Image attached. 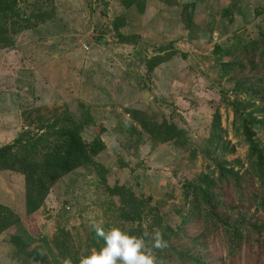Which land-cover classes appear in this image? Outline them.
I'll return each mask as SVG.
<instances>
[{"label": "rangeland", "instance_id": "1", "mask_svg": "<svg viewBox=\"0 0 264 264\" xmlns=\"http://www.w3.org/2000/svg\"><path fill=\"white\" fill-rule=\"evenodd\" d=\"M261 30L264 0H0V154L41 140L60 151L80 123L90 155L59 165L63 176L30 215L25 176L0 170V206L21 219L0 234V264H80L104 244L93 223L148 233L149 247L155 231H175L169 248H153L157 264H264V244L238 259L204 238L205 201L195 199L201 185L264 230L243 128L246 117L264 122V106L238 92L256 80L224 66ZM145 124L177 132L156 138ZM250 125L264 147V124ZM27 229L37 241L16 252L12 237Z\"/></svg>", "mask_w": 264, "mask_h": 264}, {"label": "trees", "instance_id": "2", "mask_svg": "<svg viewBox=\"0 0 264 264\" xmlns=\"http://www.w3.org/2000/svg\"><path fill=\"white\" fill-rule=\"evenodd\" d=\"M240 50L232 53L230 60L225 62V69L229 71H236L237 73L242 72V76L246 75L247 79H254L257 82L256 88L251 86L240 89L238 87V92H243L252 102L261 101L260 103L264 106V30H261L258 36L252 40L246 41ZM238 47H234L237 50ZM238 52V53H237ZM236 88V87H235ZM264 124V122L252 118L248 120L246 117L244 119L243 128L248 139L251 142L252 164L254 177L257 184H259V191L256 190L250 194L253 198L254 205L259 208L264 206V147H259L257 142H254L252 136V128L250 124ZM148 124V123H147ZM145 124V128L150 132H155L156 138L161 136V134H171L176 133L177 129H170L169 126H158L150 127ZM70 132L66 133L68 139L65 140V136L60 140V144L56 145L60 148V151L55 149V145L48 146L49 142L39 141L33 143L29 148L25 149L22 154H15L6 150L0 154V170L11 169L22 173L26 179V198H27V209L28 214H34L37 212L47 195L49 194L51 188L57 182V179L63 176V169L58 167L59 165L68 164L70 167H76V165L81 162L82 159L85 161V157L89 158L86 154L88 149L82 138L83 124L78 123L76 127H72ZM24 136V135H23ZM26 141V140H25ZM18 144H22V138L17 140ZM47 145V147H46ZM24 146V145H23ZM75 146V153H71V149ZM54 148V149H53ZM44 150V151H43ZM55 150V151H54ZM32 155H29V152ZM72 154H75L74 156ZM92 158V157H91ZM91 158L89 160H91ZM224 179L225 181L232 183L237 189H242L243 178L238 176L233 171H228ZM196 197L200 206L202 201L204 204L203 209L200 211L201 217L203 218V235L204 238L209 239H222L223 244L227 246V254H236L238 259H242L243 251L246 249H251L252 247L261 248L264 244V230L258 227V221L254 220L255 217L247 218L243 213V209L235 211L231 210L230 207L234 208V205H227L225 203H220L215 201V197L203 186L198 185L195 187ZM245 191V190H244ZM244 193V194H243ZM239 193V201H243L242 196L245 192ZM221 206L229 207L230 210H221ZM227 209V208H226ZM251 210V208L248 207ZM264 209V207H263ZM237 216V218H235ZM255 216V215H254ZM21 221L20 216H18L12 209L6 206H0V234L10 228L16 227V225ZM263 230V231H262ZM175 231H172V236ZM168 235V234H167ZM171 235L165 236L164 239L167 241V247L169 248V243L172 238ZM12 245L14 246L16 252L18 250H28L33 247L34 243L37 241L36 238L31 234L28 229L21 232L19 235L13 236ZM201 237H197V241H201ZM196 244V242H195ZM197 245V244H196ZM163 248V249H166ZM183 257V256H182ZM25 258V257H24ZM198 258V257H197ZM46 258L39 259L38 261H29L30 264L37 262L38 264H46ZM194 264H204L201 261H195Z\"/></svg>", "mask_w": 264, "mask_h": 264}, {"label": "clouds", "instance_id": "3", "mask_svg": "<svg viewBox=\"0 0 264 264\" xmlns=\"http://www.w3.org/2000/svg\"><path fill=\"white\" fill-rule=\"evenodd\" d=\"M92 227L104 244L99 250H92L83 256L80 264H157L153 248L167 247V241L159 231L154 232V242L149 247L145 240L148 233L136 236L120 227L106 231L99 223H93ZM65 264H71V260H66Z\"/></svg>", "mask_w": 264, "mask_h": 264}, {"label": "water", "instance_id": "4", "mask_svg": "<svg viewBox=\"0 0 264 264\" xmlns=\"http://www.w3.org/2000/svg\"><path fill=\"white\" fill-rule=\"evenodd\" d=\"M150 93L147 91L144 95H143V98L145 99V100H148V99H150Z\"/></svg>", "mask_w": 264, "mask_h": 264}]
</instances>
